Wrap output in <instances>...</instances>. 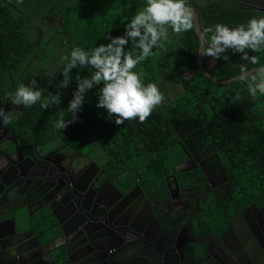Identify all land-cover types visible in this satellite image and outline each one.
Instances as JSON below:
<instances>
[{
  "label": "flooded vegetation",
  "instance_id": "flooded-vegetation-1",
  "mask_svg": "<svg viewBox=\"0 0 264 264\" xmlns=\"http://www.w3.org/2000/svg\"><path fill=\"white\" fill-rule=\"evenodd\" d=\"M213 1L242 6L246 0ZM197 2L205 5L212 0ZM247 2L253 4L252 12L264 15V0ZM35 56L33 61L38 60ZM53 59L44 67L47 80L37 78L40 71L30 74L24 68L0 78V107L17 114L11 124L0 123V203L9 202L3 198L5 183L12 208L17 209L16 229L27 232L32 246L123 248L115 264H205L206 250L224 264H250L231 259L220 249L236 243L232 238L236 232L264 238V207L251 203L241 208L238 150L223 139L200 140L198 134H187L183 142L177 141L178 152L163 156L165 182L161 176L147 180L136 173L130 182L127 174L115 175L95 136L84 142L83 134L36 129L31 118L23 117L26 107L10 103V94L33 80L41 92L62 90L56 78L57 88H46L54 81L49 75ZM72 215L89 235L67 224ZM12 229L11 216L0 219V236ZM226 233L230 240L217 239ZM138 253L151 259H131Z\"/></svg>",
  "mask_w": 264,
  "mask_h": 264
},
{
  "label": "trees",
  "instance_id": "trees-1",
  "mask_svg": "<svg viewBox=\"0 0 264 264\" xmlns=\"http://www.w3.org/2000/svg\"><path fill=\"white\" fill-rule=\"evenodd\" d=\"M65 2L71 0H23V3L1 0L0 78L22 70L30 64L31 56H39L37 44L26 37L25 30L37 14L51 15L53 6L61 17L60 4ZM187 2L198 11L203 32L218 23L235 28L247 25L253 17L264 16L230 8L228 3L222 6L215 2L209 5L198 4L195 0ZM86 3L80 7L83 12H73V18L62 16L58 25L60 39L57 43L69 44L64 52L68 57L76 47L91 51L101 43H109L108 37L123 36L127 24L143 9L146 0H86ZM199 48L200 40L194 26L176 35L169 29V37L162 46L154 48V54L136 66L134 70L142 73L144 83L157 84L164 95L161 106L143 123L134 119L117 125L115 117L109 118L105 109L98 108L101 84L85 93L74 123L62 130L56 127L62 117L71 119L67 108L77 89L76 79L90 78L94 72L91 67L72 69V81L67 88L42 91L46 100H52L59 93V105L45 110L38 102L26 107L23 117L31 118L36 129L83 134L84 142L95 136L94 141L99 142L104 152L106 165L116 170L115 175L127 174L125 178L130 182L136 173L145 175L147 180L161 176L165 182L167 172L163 156L178 152L177 141L183 142L187 134H198L200 140L205 137H209V141L223 139L229 143V148L233 146L238 150L241 170L236 174L238 193L243 195L241 208L251 203L264 207V95L258 92L255 97L251 96L245 80L214 83L198 66ZM125 51L134 56L138 54L131 41ZM248 54L258 56L259 64L244 61L241 53L229 49L215 61L212 57H203V65L213 77L227 81L241 74V65L246 64L248 70L264 66V50H248ZM64 62L58 65L59 83L68 61ZM74 140L82 142L81 139L71 141ZM172 165L169 164L170 168Z\"/></svg>",
  "mask_w": 264,
  "mask_h": 264
},
{
  "label": "clouds",
  "instance_id": "clouds-1",
  "mask_svg": "<svg viewBox=\"0 0 264 264\" xmlns=\"http://www.w3.org/2000/svg\"><path fill=\"white\" fill-rule=\"evenodd\" d=\"M18 2L23 3V0ZM193 26L194 12L187 0H146L143 9L127 24L123 36L108 37L109 43H101L91 51L74 48L70 57H64L68 63L62 73L63 79L59 87L69 86L72 81L70 73L74 68L91 67L94 72L90 78L76 79L77 89L67 108L71 119L65 120L62 117L56 127L62 130L74 123L78 119L77 113L83 106L85 93L101 84L103 86L99 89L97 107L105 109L109 118L115 117L117 125L134 119L141 123L145 122L152 112L161 106L164 95L157 84H145L142 73L134 69L154 54V48L162 46V42L169 37V29L173 33L181 34L192 30ZM130 41L132 47L138 50L135 56L125 51ZM229 49L241 53L244 61L253 65L259 64V57L249 56L248 50L252 52L264 50V16L253 17L247 25L241 24L235 28L218 23L204 29L200 49L203 57H212L215 61ZM240 72L241 79L248 83L251 96L255 97L258 92L264 95V66L255 73H249L245 64L240 66ZM9 98L10 103L16 108L21 105L31 107L41 102V107L45 110L54 104L59 105L61 101L59 93L52 100L43 99L36 80L29 85L21 84ZM16 118L15 112H6L0 107V123L9 125Z\"/></svg>",
  "mask_w": 264,
  "mask_h": 264
},
{
  "label": "water",
  "instance_id": "water-1",
  "mask_svg": "<svg viewBox=\"0 0 264 264\" xmlns=\"http://www.w3.org/2000/svg\"><path fill=\"white\" fill-rule=\"evenodd\" d=\"M192 10L194 12V28L200 40L197 62L201 72L218 85L243 80L240 74L227 81H221L213 77L204 67L203 56L200 54L204 32L198 12L194 8ZM258 69L253 68L248 71L249 73H255ZM2 186L4 187L3 198L9 199V202L4 204L0 203V211L3 210V213L0 214V219L11 216L13 229L10 234L0 236V264H115V258H120L117 255L125 251L123 248H79L81 245H72L71 243L67 245L69 248H65L64 250H60V248H36V246H32L31 240L26 236L27 232L23 228L21 230L16 229L15 212L17 209L12 208V198L10 199L11 192L7 189L5 190L8 185L2 183ZM254 206L257 210H260L256 204ZM67 222V224H74L73 231H85L89 235V232L85 230L84 226L79 223H74L75 218L73 215L70 216ZM229 235L230 233H226L222 237L217 236V239L219 241H223L224 239L230 240ZM235 236H232V238H235L236 243H228L226 245L227 248H220L223 254L229 256L231 259L239 260V262L247 261L250 264H264V238L259 237L256 233H249V235L244 236L236 232ZM86 249L88 250L86 251ZM131 259L147 260L151 258L138 253ZM205 260V264H211L212 260L224 264L221 258L211 250H206Z\"/></svg>",
  "mask_w": 264,
  "mask_h": 264
},
{
  "label": "rangeland",
  "instance_id": "rangeland-1",
  "mask_svg": "<svg viewBox=\"0 0 264 264\" xmlns=\"http://www.w3.org/2000/svg\"><path fill=\"white\" fill-rule=\"evenodd\" d=\"M11 1L17 2L18 0ZM86 4V0H71V2H65L63 4H60L61 8H59V11H62L63 18H73V12L74 14H79V12L81 11L83 12L80 7ZM50 12L51 15L45 16L37 14L33 22L29 24V26L25 30L26 37H28L30 40L34 41L37 44V51L39 52L38 60L33 61V58L36 57L35 55H33L30 58L31 63L24 66V69H27L28 73L36 74V71H40L41 75L36 74L37 78L40 81L47 80L48 78L46 77L47 75L44 67L48 63V61L54 58L52 60L53 70L51 71V73H54V70L56 68V72L54 73V75H51L52 78L54 77V81L50 80L49 83H47V89L53 87L57 88V83L55 82V78L57 81H59V70L57 69V65L65 63L64 61L66 60H63L62 58L63 56L66 57V54L64 52L69 47L68 43H57L58 39H60V37L58 36L59 31L57 30V28L59 23L62 21V16L60 17L58 15L59 13H56L57 9H55L54 6L52 7V10ZM174 35H176V33H174Z\"/></svg>",
  "mask_w": 264,
  "mask_h": 264
},
{
  "label": "crops",
  "instance_id": "crops-1",
  "mask_svg": "<svg viewBox=\"0 0 264 264\" xmlns=\"http://www.w3.org/2000/svg\"><path fill=\"white\" fill-rule=\"evenodd\" d=\"M197 1V0H196ZM213 2H216V1H213L212 0V2L211 3H209V2H207L205 5H209V4H212ZM243 4H242V6H240V4L238 5V3H236V4H232V2H228V5H229V7L231 8V7H234L236 10H243V11H246V12H248V13H256V12H252L251 11V6L253 5V4H251L250 2H247V0L246 1H244V2H242ZM243 5H245V6H243ZM250 7V8H249Z\"/></svg>",
  "mask_w": 264,
  "mask_h": 264
}]
</instances>
